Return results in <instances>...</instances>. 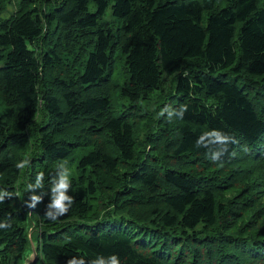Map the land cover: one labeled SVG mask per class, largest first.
<instances>
[{"label": "trees", "instance_id": "obj_1", "mask_svg": "<svg viewBox=\"0 0 264 264\" xmlns=\"http://www.w3.org/2000/svg\"><path fill=\"white\" fill-rule=\"evenodd\" d=\"M5 52L0 264L30 230L35 264H264V0H22Z\"/></svg>", "mask_w": 264, "mask_h": 264}, {"label": "rangeland", "instance_id": "obj_2", "mask_svg": "<svg viewBox=\"0 0 264 264\" xmlns=\"http://www.w3.org/2000/svg\"><path fill=\"white\" fill-rule=\"evenodd\" d=\"M21 2H22V0H0V20L16 14L20 8ZM112 18H113L112 10H111V7H109L107 10V14L105 15V19L106 20H112ZM6 53L7 52H5V57L1 58V56H0V66L4 63V60L6 58ZM121 71H123V66L119 65L118 75L121 74ZM22 181H23V176L18 181L19 192H20V188L22 185ZM34 240H36L35 236H34ZM30 250H31V248H30Z\"/></svg>", "mask_w": 264, "mask_h": 264}, {"label": "water", "instance_id": "obj_3", "mask_svg": "<svg viewBox=\"0 0 264 264\" xmlns=\"http://www.w3.org/2000/svg\"><path fill=\"white\" fill-rule=\"evenodd\" d=\"M30 236V248L31 252L27 255L25 259L24 264H35V262L38 260L39 255H38V242L32 238L31 230L29 232Z\"/></svg>", "mask_w": 264, "mask_h": 264}]
</instances>
